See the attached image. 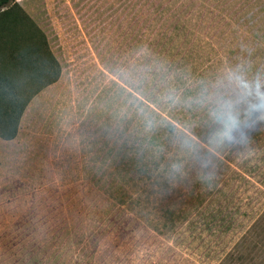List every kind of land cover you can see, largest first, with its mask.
Here are the masks:
<instances>
[{"label": "rangeland", "instance_id": "obj_1", "mask_svg": "<svg viewBox=\"0 0 264 264\" xmlns=\"http://www.w3.org/2000/svg\"><path fill=\"white\" fill-rule=\"evenodd\" d=\"M24 1L58 82L39 88L56 70L44 50L0 55L8 100L27 102L0 164V264H264V115L233 83L264 69V9ZM9 29L3 48L34 55L35 29ZM229 96L241 119L223 130L213 109Z\"/></svg>", "mask_w": 264, "mask_h": 264}, {"label": "trees", "instance_id": "obj_2", "mask_svg": "<svg viewBox=\"0 0 264 264\" xmlns=\"http://www.w3.org/2000/svg\"><path fill=\"white\" fill-rule=\"evenodd\" d=\"M23 22L25 24L28 23L29 26L34 28L38 33L37 37H40L41 39H39L37 43L31 44V49L28 50L29 52L32 51V54L34 55L29 54L27 51L17 55L15 51H12L9 48L8 50L3 48L6 47L3 43H7L8 41V39H5L7 37L3 35H10L9 32L6 33V31H11L9 27L11 28ZM33 36L34 34H31L28 39L31 40ZM0 42H2V45L0 46V55L6 56L10 61H16L18 65L24 61V59L37 62L35 60L41 58V51L44 49L48 50L45 36L17 4L16 0H0ZM52 61L56 64L53 58ZM13 96L14 95L10 93L9 80L0 69V123L7 125L4 129L5 131L3 129L1 130L0 138L4 140H12L15 138L18 132V125L21 116L27 106V102L20 103L13 99L8 100V98L11 99Z\"/></svg>", "mask_w": 264, "mask_h": 264}, {"label": "clouds", "instance_id": "obj_3", "mask_svg": "<svg viewBox=\"0 0 264 264\" xmlns=\"http://www.w3.org/2000/svg\"><path fill=\"white\" fill-rule=\"evenodd\" d=\"M233 77L234 87L239 93V97L247 100L257 115H264V69L261 70L258 77L251 79L248 75L241 74L237 69L233 71ZM217 99L219 103L215 104L213 111L218 127L223 130H232L238 127L241 119L240 116H237L238 98L229 96Z\"/></svg>", "mask_w": 264, "mask_h": 264}, {"label": "crops", "instance_id": "obj_4", "mask_svg": "<svg viewBox=\"0 0 264 264\" xmlns=\"http://www.w3.org/2000/svg\"><path fill=\"white\" fill-rule=\"evenodd\" d=\"M201 1V0H200ZM221 2H237L239 3L236 8L240 9H251V8H258V9H264V0H220ZM17 2V1H16ZM17 4L22 8V10L29 16V18L34 22V24L37 26V28L42 32V34L45 36L46 43L48 46V50H45L42 53H45V56L47 60L49 61L48 65L50 69L52 70V67L54 66L55 73L50 78L49 83L46 84L44 87L40 86V90H45L47 88H51L54 84H57L58 82V53L56 52L55 48L52 46L51 43V37L49 36V31L46 29L44 24L40 21L42 18L41 11H35L34 14L38 16L37 18H34V15H31L30 13L33 12L32 5L28 1L19 0ZM258 7H256V6ZM42 53H40L42 55ZM56 62V64L53 63L52 58ZM17 136V135H16ZM11 140H4L0 138V164L5 163L6 161L10 160V155L12 152V147L10 145Z\"/></svg>", "mask_w": 264, "mask_h": 264}]
</instances>
